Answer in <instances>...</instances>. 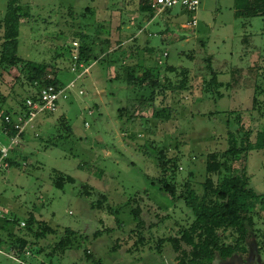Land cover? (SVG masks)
<instances>
[{"label":"rangeland","instance_id":"1","mask_svg":"<svg viewBox=\"0 0 264 264\" xmlns=\"http://www.w3.org/2000/svg\"><path fill=\"white\" fill-rule=\"evenodd\" d=\"M6 1L0 0V21ZM138 2L20 0L15 54L49 64L51 78L64 85L74 82L75 87L53 113L42 121L37 117L26 128L8 154L17 164L0 172V208L13 221L7 230L27 242L19 256L12 238L1 232L0 264H179L168 243L163 242L158 252L153 249L154 241L175 236L193 219L182 201L159 189L158 150L164 149L168 160L175 159L176 171L166 176L172 178L177 194L185 182L200 194L207 154L227 148L228 131L241 125L254 142L262 128L263 118L251 110V102L255 84L263 89L264 100V18H236L234 0H199L195 13L174 6L147 22ZM192 20L195 26H188ZM126 36L128 41L118 47ZM87 37L89 43L96 42L98 55L88 65L79 62V47L87 44ZM107 37L109 51L102 43ZM147 46L154 50L153 61L145 53ZM208 57L217 81L224 85L218 89L219 98L205 92L211 79ZM155 59L161 61L156 64L166 87H178L185 69L186 89L166 90L154 107L159 112L154 117L149 106L138 107L134 101L130 107L139 93L119 79V68L139 61L154 65ZM21 66H0V114L20 110L32 91L20 74ZM167 66L178 70L168 73ZM234 78L240 79L237 85ZM121 108L133 119L119 117ZM63 117L70 131L61 123ZM6 137L0 129V142L7 143ZM243 165L249 187L264 196V150L250 151ZM241 167L239 162L233 165L237 172ZM57 172L73 182L55 187ZM135 194L143 222L139 233L149 239L139 249L135 248L139 227L128 205ZM252 212L255 231L247 239V252L226 261L215 259L214 264H264V209L257 204ZM29 215L35 219L31 233L26 231ZM40 222L54 232L36 239L33 234ZM65 228L77 233L73 247L64 255L48 256Z\"/></svg>","mask_w":264,"mask_h":264},{"label":"trees","instance_id":"2","mask_svg":"<svg viewBox=\"0 0 264 264\" xmlns=\"http://www.w3.org/2000/svg\"><path fill=\"white\" fill-rule=\"evenodd\" d=\"M137 9L139 12L145 13L147 18L153 17L154 11L150 7V0H139ZM86 10L90 14L92 13L89 7H87ZM167 12H169V10L164 11L163 14ZM233 14L236 18L244 20L255 17L264 18V0H234ZM21 15L20 0H7L5 14L0 21V30H2V35L0 37V40H2L0 44V66L10 68L22 65L20 74H22V77H24L29 87L32 88V91H30L22 101L20 110L1 112V119L7 114L26 113V100L31 99L37 101L42 89L48 86H53L56 89L65 86L55 76L52 78L50 77L48 73L49 64L22 59L15 54L21 25ZM82 38L85 37L81 35L80 39ZM88 41L87 37V44L79 47V62L86 63L87 65L89 62H94L98 59V55L95 51L96 42L92 41L89 43ZM102 43L107 45V49L112 48L111 42L107 39ZM117 43L118 47H120L122 42L118 41ZM135 51L133 50V54ZM136 53L139 52L136 51ZM145 53H148L150 59L153 61V58H155L153 56L154 50L147 46L145 48ZM104 56L107 57L106 53ZM163 57H167V54L166 56L163 55ZM206 62L207 69L211 74V79L206 84L207 87L205 88V92L214 93L217 95V98H219L222 94L218 93V89L222 88L224 85L217 81V75L212 71L210 65L211 57H208ZM156 63L160 64L161 61L155 59L154 65L147 66L143 64V61H139L135 64H128V66H119V69H122L119 79L134 92L137 91V93H139L138 97L133 98L134 100H132L133 102H131L130 107L134 101L138 107L149 106L153 108L152 116L154 117L158 116L159 113L158 111L156 112L158 109H154V107L158 102L162 101V97L164 98L166 95V90L186 89L185 69L181 70L183 79L180 85L170 88L166 87V85L161 82L159 74L160 68ZM177 70L178 69L172 66H167L166 68L168 73H174ZM233 73L238 74V70L235 69ZM259 74H256V78ZM259 79L261 78H257V80ZM239 80L234 78L233 83L237 85ZM229 86L230 85H227L226 87ZM253 89L251 110H257L263 118L262 128L256 132L254 142L250 140L251 132L249 130H244L241 125L236 127L233 131L231 129L228 131L227 148L222 152H211L207 154L205 162L206 178L201 183L200 194L193 189L189 182H185L183 184V191L177 194L176 186L171 181L172 178L169 179L166 176L168 171L172 174L176 171L175 159L168 160L166 158V151L164 149L158 150L157 165L160 176L156 179V182L159 189L172 200L182 201L185 207L190 210L193 219L190 224L181 227L175 236L154 241L155 246L153 249L155 252L160 251L163 242L168 243L173 252L177 254L179 264H214L215 259L226 261L238 253L244 254L247 252V239L250 234L255 231L253 227L255 217L252 210L257 204L264 209V196L257 194L249 187L250 178L243 165L250 151L264 150V100L260 99L261 93L263 92L261 90L263 89H260V84H255ZM118 113L121 118L124 115H128L129 119H133L126 108L118 109ZM48 114L50 113H43L38 117ZM228 114L232 116L234 112H228ZM235 120H237L238 124L240 123L239 114L235 115ZM60 121L62 124H65L67 130L70 131L66 118H60ZM2 130H4L9 137L15 135V131L12 129L11 125H5ZM12 152L13 150L10 151V153ZM5 161L8 163L9 167L17 164V162L10 159V157ZM236 162L242 164V167L238 171L239 173L233 169V165ZM56 174L58 177L55 181V187L62 188L63 184L66 182H73L70 176L63 177L60 175L61 173L58 172ZM213 177H216V180H214ZM104 198L105 197L102 196L98 202ZM138 199L137 194L128 199V205L131 206V214L137 221V226L139 227L138 230H136L137 233H139V229L143 224L140 219L141 210L137 205ZM34 221L33 215H29L28 226L26 227L28 233L32 232L30 225H32ZM9 223H13V221L5 217L0 219V233L6 232L7 236L12 238V244L17 248L20 256L23 254L27 242L24 239L14 237L12 232L7 230ZM38 225L37 230L33 234V237L36 239L43 238L48 232H54L45 222H40ZM76 236L77 233L74 230L65 228L63 236L54 244L52 252L48 254V256L64 255L67 250L73 247ZM228 238H230V240L227 242ZM148 240L149 239L144 235L139 233L135 248H141L144 246V243H149L147 242ZM151 240L152 238H150V241ZM2 246L3 239L0 235V249ZM84 253L86 254L87 251ZM86 258L90 259V256L86 254Z\"/></svg>","mask_w":264,"mask_h":264},{"label":"built area","instance_id":"3","mask_svg":"<svg viewBox=\"0 0 264 264\" xmlns=\"http://www.w3.org/2000/svg\"><path fill=\"white\" fill-rule=\"evenodd\" d=\"M199 4V0H150V7L153 9L155 15L170 10L174 6H179L188 13H195ZM195 24V20L188 22V26H195ZM163 55L166 56V53ZM74 87V82H70L59 89L48 86L40 91L37 101L31 99L26 100V113L7 114L3 119L0 118L1 130L5 125H11L12 129L15 131L14 136L6 137L7 143L3 144L0 142V172L8 168V163L5 160L8 158L10 151L19 144L26 128L30 126L39 115L43 113H53L57 109L60 100L68 99L69 92ZM79 94L82 93L79 92ZM2 132L6 135L4 130H2ZM3 217L4 215L0 208V219ZM21 225H24V223H21Z\"/></svg>","mask_w":264,"mask_h":264},{"label":"crops","instance_id":"4","mask_svg":"<svg viewBox=\"0 0 264 264\" xmlns=\"http://www.w3.org/2000/svg\"><path fill=\"white\" fill-rule=\"evenodd\" d=\"M156 16H157V15L153 14V17H152V18H147V17H146V18H145V21L150 22V21H151L154 17H156ZM130 26H132V25H130ZM120 33H121V32H120V29H118V35H119V36H120ZM109 35H110V34H109ZM131 37H132L133 39H134V38H137L136 35H134V34H133ZM109 39H110V37H107V40H109ZM122 39H123V40H122V44H125V43L128 41V40H127V39H128L127 36H126L125 38H122ZM109 50H111V49H108V51H109ZM45 117H46V116H44V115L41 116V118L39 117V118H38V119H39L38 121H42V120H44Z\"/></svg>","mask_w":264,"mask_h":264}]
</instances>
